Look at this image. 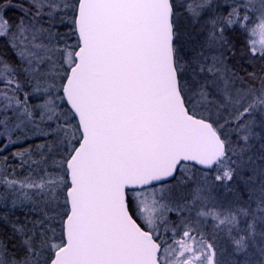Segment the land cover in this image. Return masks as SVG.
I'll list each match as a JSON object with an SVG mask.
<instances>
[{
  "label": "snow or ice",
  "instance_id": "6c2138e0",
  "mask_svg": "<svg viewBox=\"0 0 264 264\" xmlns=\"http://www.w3.org/2000/svg\"><path fill=\"white\" fill-rule=\"evenodd\" d=\"M0 229V264H264V0H0Z\"/></svg>",
  "mask_w": 264,
  "mask_h": 264
},
{
  "label": "trees",
  "instance_id": "16d2710c",
  "mask_svg": "<svg viewBox=\"0 0 264 264\" xmlns=\"http://www.w3.org/2000/svg\"><path fill=\"white\" fill-rule=\"evenodd\" d=\"M15 13L14 12H9V15H14ZM3 229H0V231H2Z\"/></svg>",
  "mask_w": 264,
  "mask_h": 264
}]
</instances>
